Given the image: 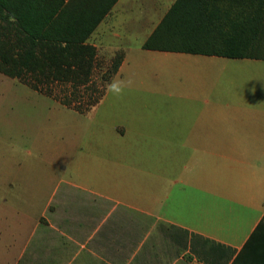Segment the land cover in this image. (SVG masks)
Masks as SVG:
<instances>
[{"label":"crops","instance_id":"obj_1","mask_svg":"<svg viewBox=\"0 0 264 264\" xmlns=\"http://www.w3.org/2000/svg\"><path fill=\"white\" fill-rule=\"evenodd\" d=\"M174 2L62 0L58 11L84 19L97 54L123 53L110 81L136 80L152 59L264 64L143 48ZM122 98L132 109L99 113L102 98L71 109L92 124L59 143L0 131V264H264V93L197 96L162 126L148 100Z\"/></svg>","mask_w":264,"mask_h":264},{"label":"trees","instance_id":"obj_2","mask_svg":"<svg viewBox=\"0 0 264 264\" xmlns=\"http://www.w3.org/2000/svg\"><path fill=\"white\" fill-rule=\"evenodd\" d=\"M61 2L0 0V73L86 113L99 103L123 53L114 55L101 84L93 81L96 48L85 41L91 27L81 17L60 19ZM142 47L261 59L264 0L229 5L175 0Z\"/></svg>","mask_w":264,"mask_h":264},{"label":"rangeland","instance_id":"obj_3","mask_svg":"<svg viewBox=\"0 0 264 264\" xmlns=\"http://www.w3.org/2000/svg\"><path fill=\"white\" fill-rule=\"evenodd\" d=\"M115 54L96 53L93 81L101 84L103 74L114 66L112 59ZM204 61L205 59L146 60L145 65L136 71L134 77L137 79L130 80L131 86L125 90L124 96L143 97L148 100L149 112L154 116L155 125L162 126L182 120L183 111L189 109L197 96L264 93V64L226 67L216 62L222 60ZM54 90L59 92L60 87ZM104 96L97 107L99 113L119 110L123 105H129L127 109H132L135 103L123 102V98L114 97L106 89ZM96 120L95 117L94 121ZM91 124L88 116H77L55 99L32 90L16 78L0 73L1 132L12 127L26 128L30 137L35 138L40 133L41 144L48 145L49 142L59 143L60 135L71 136L73 132ZM3 142L1 138L0 143ZM150 154L151 151L137 152L138 156L145 158H150ZM0 200L2 216L7 199Z\"/></svg>","mask_w":264,"mask_h":264},{"label":"clouds","instance_id":"obj_4","mask_svg":"<svg viewBox=\"0 0 264 264\" xmlns=\"http://www.w3.org/2000/svg\"><path fill=\"white\" fill-rule=\"evenodd\" d=\"M131 86V81L122 79H113L106 84V90L116 98H122L126 93L125 90Z\"/></svg>","mask_w":264,"mask_h":264}]
</instances>
